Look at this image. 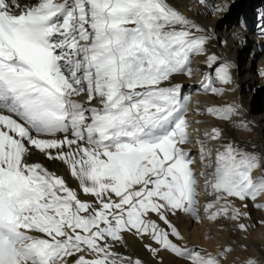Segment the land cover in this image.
Here are the masks:
<instances>
[{"label": "snow or ice", "instance_id": "6c2138e0", "mask_svg": "<svg viewBox=\"0 0 264 264\" xmlns=\"http://www.w3.org/2000/svg\"><path fill=\"white\" fill-rule=\"evenodd\" d=\"M198 3L204 14L231 7ZM256 29L264 41V9ZM213 40L227 45L169 0H0V264H146L118 250L126 234L154 259L224 264L230 247L188 246L172 219L224 218L247 232L236 201L264 210V150L226 135L252 130L243 105L190 109L174 82L203 56L199 90L235 91L238 66L209 52ZM193 110L227 126L196 139L199 174L185 147ZM35 157L62 165L76 187ZM202 191L213 199L201 206Z\"/></svg>", "mask_w": 264, "mask_h": 264}, {"label": "bare ground", "instance_id": "6f19581e", "mask_svg": "<svg viewBox=\"0 0 264 264\" xmlns=\"http://www.w3.org/2000/svg\"><path fill=\"white\" fill-rule=\"evenodd\" d=\"M247 1L242 6L247 10L244 19L253 16L248 26L246 22V29H242L239 24L238 14L235 19L228 21V13L232 7L236 4ZM25 2V0H21ZM179 11L185 15L194 18L198 23L205 27H213L218 37L226 39L227 45H220L217 43L216 51L218 55H221L228 60L232 61L238 67L233 68L231 71L236 80L237 87L235 91L227 92L223 96H214L204 93L199 90V82L201 79L200 72L197 69L204 70L205 66L201 63L205 59L203 56H197L193 58L192 68L194 69L191 78L186 76L177 77L174 82L183 84L184 94L190 96V109H196L197 107L203 110L206 106L213 104H222L228 102H237L243 105L246 110L244 119L253 121L254 125L251 126V131H235L233 130L228 136L235 139L238 142L255 143V150H264V78L260 76V71L264 69V41H259L256 31H253L252 24L257 20V9H264V0H227L231 7L228 12L223 14H204L205 9L201 7L198 0H169ZM225 0H212L213 5H219L224 3ZM247 5V6H246ZM217 15H221L218 19ZM257 30V29H256ZM233 32H239L243 36L246 42H236L232 37ZM209 52L210 49H208ZM262 95V101L258 104H252V98L254 95ZM188 118L193 122L191 124L190 132L193 143L186 145L189 149L191 156L195 159L193 165L197 174L202 170L199 161V145L195 143L196 139L200 138L205 131L210 130L212 127H227L222 122L215 120L210 115L204 114L202 111H190ZM199 121L200 123H196ZM199 131H196V130ZM211 143V142H210ZM214 147H218L219 144H214ZM252 147V146H251ZM34 159L44 163L50 169L56 170L59 174L65 176L66 180L76 187V181L70 176L67 170L60 164H53L47 161L43 157H35ZM210 171V170H209ZM203 184V178H200ZM213 199L212 196L205 194L203 191L199 196L201 206L207 201ZM251 220L244 219L242 222L250 225L247 232L240 231L236 226V222L220 218L217 222H210L205 220L203 223H197L198 226H192L191 229H187L189 221L183 226V234L185 238L193 239L191 233H197L199 239L206 241V248L208 252L216 253L219 248L229 246L233 251L227 255L229 262L233 261L235 264H242V262L248 257H255L264 264V224L259 221L264 220V210L256 209L249 204ZM202 210V208H201ZM200 224V225H199ZM226 224L230 228V237L221 236L218 232V226ZM125 238L130 243H137L138 246H142L143 243L131 235L126 234ZM201 241V240H200ZM152 243L151 241H146ZM202 242V241H201ZM142 253V252H141ZM145 260L150 264H156L153 257L148 253H143ZM161 256L164 258H172V255L167 252L161 251ZM136 257V256H135Z\"/></svg>", "mask_w": 264, "mask_h": 264}, {"label": "rangeland", "instance_id": "374dc122", "mask_svg": "<svg viewBox=\"0 0 264 264\" xmlns=\"http://www.w3.org/2000/svg\"><path fill=\"white\" fill-rule=\"evenodd\" d=\"M250 1V0H248ZM247 3V1H243V2H240L238 4H236L234 7L231 8V10L229 11L228 13V21L229 20H233L235 19L236 17V14H238V18L240 19V17H243L245 16V13L247 14V10H245V8H243V11L240 13L239 10L242 8V6H244V4ZM247 6V5H246ZM242 10V9H241ZM248 15V14H247ZM253 16H249V18H246L245 21L247 22L248 26H251L250 25V20L252 19ZM216 46H217V43L212 41V43L210 45H208V49H210L211 52H215L217 53L216 51ZM209 71H213L214 70H209ZM184 92V90H183ZM262 95L261 94H258V95H254L253 98H252V104L253 105H256L258 104L260 101H262ZM227 136L229 134H226ZM228 137H231V136H228ZM231 139V138H230ZM252 145H255V143H247L245 141L241 142V146H246L248 148H251ZM217 147V146H216ZM219 147V146H218ZM191 154V153H190ZM68 182V181H67ZM69 183V182H68ZM200 184L202 185V180H200ZM70 186L72 187H75L74 185L70 184ZM236 204L237 206L241 207V210L244 211V210H247L248 212L250 211V208L248 206L247 209H244L243 206L240 204V202L237 200L236 201ZM250 213V212H249ZM173 219V222L178 226L179 230L181 231V233L183 234V229H184V225L187 223V220L189 221V225L191 224V226H187L188 228L187 229H191L192 226H198V224H195V221L187 218V217H184V216H180V217H174L172 218ZM248 220H251V219H248ZM200 225V224H199ZM230 228L226 226V224H221L218 226V232L221 236H224L226 237V239H228L230 237V232H229ZM184 236V234H183ZM191 236H193V239H189V238H185V241L187 243L188 246H197L198 248H202V249H205L207 250L206 248V241L205 240H202V239H199L198 236H197V233H191ZM126 239V238H125ZM202 242H201V241ZM127 241V239H126ZM139 242H141L139 240ZM149 243V242H148ZM229 247V246H227ZM119 251H122V252H125L126 254H130V255H133L134 257H139L141 259H143L144 261L145 260V257H144V254L143 253H148L150 254L144 247L143 245L142 246H138L137 243H130L127 241V249H123V248H119L118 249ZM208 251V250H207ZM142 252V253H141ZM151 255V254H150ZM229 256V255H228ZM152 257V256H151ZM155 260V263L156 264H182L181 261H178L176 258H174L172 256V258L170 259L169 257L167 258H164L163 256L160 255V258L159 259H154ZM229 260V257L227 259L224 260V264H235V262L233 263V261H228ZM146 264H150L146 261ZM262 264V263H261Z\"/></svg>", "mask_w": 264, "mask_h": 264}]
</instances>
